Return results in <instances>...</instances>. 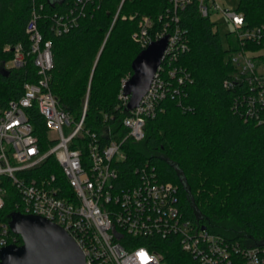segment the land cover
I'll return each instance as SVG.
<instances>
[{"label":"trees","instance_id":"obj_1","mask_svg":"<svg viewBox=\"0 0 264 264\" xmlns=\"http://www.w3.org/2000/svg\"><path fill=\"white\" fill-rule=\"evenodd\" d=\"M237 10L250 26L264 25V0H237ZM76 0H0V103L19 99L26 83L35 82L37 69L30 61L5 75L12 49L29 47L27 27L34 12L39 27L53 43L55 69L52 89L61 109L77 123L85 106V131L102 134L110 128L115 139L127 135L123 121L130 115L120 101L123 80L132 76V64L144 50L135 38L139 20L152 18L154 32L164 26L165 0H101L87 9V16L71 33L56 35L53 16L66 13ZM134 16L135 19L130 18ZM187 30L189 51L178 66L186 81L175 99L162 103L159 114L146 123L141 142L128 140L127 159L120 169L124 183L143 165L154 166L161 182L179 187L181 209L192 223L244 246L264 244V124L246 123L234 110L236 91L224 82L234 72L230 53L234 49L221 37L213 22L203 18L195 5L181 13ZM260 50L264 46H250ZM264 62V55L261 56ZM34 133L43 152L53 147L45 120L37 109L30 111ZM86 141L72 145L86 153ZM56 175L65 186L63 172L54 156L26 172L29 180L41 182ZM66 196L69 188L65 186ZM0 209V222L20 214L15 189ZM21 215V214H20ZM20 244L22 238L19 236ZM159 252L164 264H198L179 243L162 241Z\"/></svg>","mask_w":264,"mask_h":264},{"label":"built area","instance_id":"obj_2","mask_svg":"<svg viewBox=\"0 0 264 264\" xmlns=\"http://www.w3.org/2000/svg\"><path fill=\"white\" fill-rule=\"evenodd\" d=\"M101 0H76L72 9L53 16L52 31L69 34L87 16V9ZM169 7L160 17L164 26L154 32L152 18L139 20L135 38L146 49L152 42L168 37V47L140 105L123 121L127 135L115 139L110 128L98 134L85 131L86 109L79 122L61 109L52 83L55 69L53 43L40 30V15L34 12L27 33L29 47L12 49V67L22 69L30 61L37 69L35 82L24 85L17 100L0 103V209L15 189V207L21 215L45 218L67 231L81 249L85 264H164L159 243H179L182 250L198 264H264V244L244 246L222 235L212 233L186 218L181 209L179 187L161 182L157 170L149 164L135 170V177L124 183L120 166L127 159L123 146L128 140L141 142L146 137V123L162 110V103L175 99L186 81L185 70L178 66L189 51L188 33L181 26V13L195 5L203 18L210 19L218 29L220 17L230 26L228 46L234 49L230 61L235 72L225 80L227 90L236 91L235 112L246 123L264 124V25L250 26L242 13L226 5V0H165ZM134 20L135 17L130 18ZM120 101L128 106L129 96L123 89ZM37 109L45 120L53 147L42 151L34 133L30 111ZM85 139L87 152L73 149ZM54 156L62 169L65 186L56 175L41 182L29 180L26 172ZM22 244V243H21ZM9 222H0V261L3 248L21 245Z\"/></svg>","mask_w":264,"mask_h":264},{"label":"water","instance_id":"obj_3","mask_svg":"<svg viewBox=\"0 0 264 264\" xmlns=\"http://www.w3.org/2000/svg\"><path fill=\"white\" fill-rule=\"evenodd\" d=\"M168 47V37L152 42L134 60L133 74L124 85L130 97L127 110L136 109L150 90ZM5 75L10 71L3 69ZM12 231L21 245L3 248L0 264H85V257L73 237L55 223L34 215L13 214Z\"/></svg>","mask_w":264,"mask_h":264},{"label":"rangeland","instance_id":"obj_4","mask_svg":"<svg viewBox=\"0 0 264 264\" xmlns=\"http://www.w3.org/2000/svg\"><path fill=\"white\" fill-rule=\"evenodd\" d=\"M225 4L230 6L231 8H236L238 5V1L237 0H226ZM214 19H215V21H219V23H220V25L218 27L219 33L225 41L227 33L230 31V26L228 25V23L225 20H222L220 17H217ZM10 67H12V64L7 63V68H10Z\"/></svg>","mask_w":264,"mask_h":264}]
</instances>
